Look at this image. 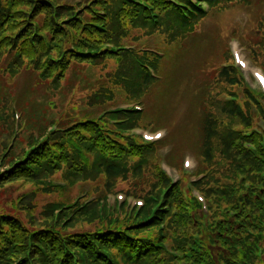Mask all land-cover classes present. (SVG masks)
I'll list each match as a JSON object with an SVG mask.
<instances>
[{"label":"rangeland","instance_id":"374dc122","mask_svg":"<svg viewBox=\"0 0 264 264\" xmlns=\"http://www.w3.org/2000/svg\"><path fill=\"white\" fill-rule=\"evenodd\" d=\"M86 1L54 0L77 10L97 0ZM109 1L102 0L93 10L105 13ZM167 1L190 17L189 27L181 28L166 17L156 28L127 23L121 39L95 41L99 49H114L119 56L76 64L56 82L50 80L58 77L60 67L49 80H42L26 68L27 59L11 63L8 44L0 50V175L15 162L27 161L40 145L53 144L57 136L69 141L68 132L74 127L70 126L86 118L99 121L107 134L119 138L124 145L121 157L129 165L144 164L141 175L131 173L128 179H109L96 166L88 171L76 168L72 174L66 162L30 177L10 173L9 179L0 181V258L9 239L24 244L26 231L51 226L66 236L112 226L161 242L166 250L156 254L155 264H209L191 249L209 247L217 256L220 243L215 245L210 233L215 222L226 212L225 217L240 220L236 210L251 208H244L239 198L253 188L261 190L264 203V91L256 76L264 74V0L215 4L191 0L197 7L195 14L187 13L184 0ZM18 8L29 10L28 1L14 7ZM150 12L158 23V16ZM71 31L77 38L81 33ZM7 32L8 27L2 34ZM132 59L139 60L155 79L143 95L125 72L134 64ZM224 67L238 82L220 75ZM233 108L241 109L246 119L229 115L226 109ZM119 110L122 114L117 117L114 113ZM207 111L216 118L219 132L236 133L229 155L217 138L212 159L203 153ZM239 147L250 150L254 159L243 160ZM85 161L92 165L96 155L88 154ZM225 190L235 197L226 199ZM1 214L19 220L21 226L14 225L22 227L19 238L6 237L11 236L13 220L7 217L6 221ZM254 215L260 223L246 228L249 239L239 235L243 240L233 246L238 251L248 246L243 262L219 260L217 264H264V207ZM109 250V264H132L122 250ZM20 257L15 256L13 264Z\"/></svg>","mask_w":264,"mask_h":264},{"label":"trees","instance_id":"16d2710c","mask_svg":"<svg viewBox=\"0 0 264 264\" xmlns=\"http://www.w3.org/2000/svg\"><path fill=\"white\" fill-rule=\"evenodd\" d=\"M21 1H28L30 9H14ZM90 1L87 0L86 3ZM139 1L110 0L105 4L106 12L102 14L100 11L93 10L94 5L101 3L102 0H97L91 7L90 3L78 10L70 4H55L54 0H0V50L8 44V56L12 58L11 63L13 65L22 64L24 59H27L26 68L37 72L38 77L42 80H49L50 74L60 67L58 77L55 80H50L56 82L64 74V71L71 69L76 64L97 63L108 56H119V53L114 49H99L96 42L100 43L101 39L105 37L113 42L121 39L127 23H131L133 26L156 28L166 17L181 28L191 25L190 17L174 5L169 4L167 0H146L148 4L144 2L142 4ZM207 1L215 4L219 0ZM184 3L189 10L187 13L195 14L194 11L197 8L195 4L191 0H184ZM152 10L153 14L158 16L156 19L159 21L158 23L151 15L150 11ZM46 22L47 24L44 26ZM6 27H8L7 34H2ZM75 29L81 32L78 38L71 31ZM128 56L134 57L135 55ZM132 60L134 64L131 68L129 66L125 72L127 75L129 74V82L133 79L137 82L139 86L137 92L142 91L143 95L154 84L155 79L139 60ZM130 69L131 73H129ZM220 75L233 84L238 82L236 78L231 77V72L226 67L220 71ZM127 89L131 90L130 87ZM226 111L231 116L246 119L241 109L233 108L226 109ZM119 112L120 110L116 111L114 115L119 117L122 114ZM32 119L33 117L31 121ZM74 122L76 123L69 128L74 126L68 132L69 141L64 142L61 136H57L53 144L41 143L39 149H35L27 161L15 162L10 170L1 174L0 181L9 179L10 173H14L16 176L30 177L44 169L63 167L61 164L65 162L68 171L72 174L76 168L88 171L95 166L98 169H103L109 179H128L131 173L142 174L144 164L138 163L131 166L122 159L121 152H123L124 145L117 141L119 139L117 136L107 134L99 121L86 118ZM216 125L217 121L213 113L207 111L202 126V149L208 159H212L213 141L216 138L221 141L225 155H229L236 141V133L228 131L223 134L217 130ZM53 146L56 147V150H52ZM136 147L141 148L139 145ZM148 148L146 146L141 149ZM237 152L243 153V160L252 161L254 159L253 153L244 147L243 149L239 147ZM92 153L96 155V161L91 165L85 159L88 154ZM40 154L44 156V159L40 158ZM153 185L155 186V184ZM253 189V192L242 194L239 198L244 202V208L246 207L247 210L251 208V210L247 212L243 208L236 210L234 215H238L240 220L225 217L228 214L226 212L224 218L215 222V228L210 230L214 244L220 243L217 256L214 257L211 249L207 247L200 251L191 249L195 257L204 256L209 264H217L219 260L222 262L232 260L243 262L242 254L247 252L248 246L241 251L236 250L233 246L243 240L239 235L245 234L249 239L250 236L246 234V228L256 227V222L260 223L254 214L257 210L262 211V207H264L260 198L261 190L256 192L255 188ZM222 194L226 199H231L233 195L235 197V193L229 190L223 191ZM236 207L238 208V206ZM1 216L6 221H8L7 217H11L10 219L13 220L10 223L11 236L6 237L19 238L18 235L21 234L22 227L14 228V225L19 224V220L9 214H1ZM157 218L154 219V222ZM23 227L25 226L23 225ZM40 229L24 232L26 238L24 244L15 239L6 241L2 249L0 264H13L11 260L17 255L21 256L16 260L18 264H32V262L35 264H109L112 261L109 250L111 248L122 250L126 260L132 264H141L142 262L143 264H155L156 254L166 250L161 242H155L151 238L131 236L122 227L110 226L94 232H74L66 236L51 226L44 228L43 231ZM166 239L167 236L161 241H166ZM169 243L172 244V242ZM51 252L52 256H50ZM256 259L252 258V261Z\"/></svg>","mask_w":264,"mask_h":264}]
</instances>
